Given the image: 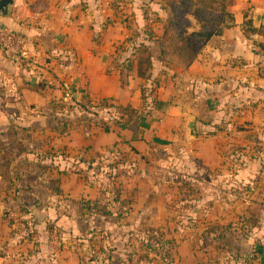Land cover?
I'll use <instances>...</instances> for the list:
<instances>
[{
    "label": "rangeland",
    "instance_id": "1",
    "mask_svg": "<svg viewBox=\"0 0 264 264\" xmlns=\"http://www.w3.org/2000/svg\"><path fill=\"white\" fill-rule=\"evenodd\" d=\"M86 1L77 23L93 17V49L79 34L77 51L45 52L26 37L22 62L2 54L0 264H264L259 123L249 129L229 115L228 96L221 101L214 86L187 85L182 72L155 59L152 37L169 18L163 2ZM139 44L154 58L150 80L126 76V58ZM85 50L95 59L87 62ZM108 98L156 119L135 146L100 108ZM153 98L177 113L154 112ZM243 135L256 142L232 144ZM247 212L254 227L243 228Z\"/></svg>",
    "mask_w": 264,
    "mask_h": 264
},
{
    "label": "crops",
    "instance_id": "2",
    "mask_svg": "<svg viewBox=\"0 0 264 264\" xmlns=\"http://www.w3.org/2000/svg\"><path fill=\"white\" fill-rule=\"evenodd\" d=\"M13 1L9 14L0 15V25L24 34L25 37L32 40L33 47L44 46L45 52H50L53 49L64 53L68 49L77 51V37L79 34H83L82 36H87L85 40L88 41L87 49H93L89 43L95 28L93 17L88 24L77 23L79 13L85 15L88 13L86 0H49L53 3L48 1L47 7L42 11L36 9V5L42 0ZM84 2L86 5H83L81 12L78 6L79 3ZM229 11L233 15L234 25L224 29L219 36L212 37L187 69L172 71L173 73L175 71L182 72L188 82L187 85L198 83L214 86L215 98L222 101L228 96L227 99L232 102L229 115L240 120L241 123H245L250 127L249 129H256L254 125L259 123V134L263 136L264 115L261 113L260 118L256 113L259 110L264 111V36L259 32L247 31L245 23L251 20L254 28L264 27V0H235L229 7ZM257 12L260 14L259 20L257 24H254V16ZM37 51L40 52V50ZM85 53H88L89 56ZM84 54L86 55L84 59L87 62L95 59L88 50H85ZM157 55L155 59L163 66ZM151 58L154 60L153 57ZM97 66L99 67L98 64ZM7 69L4 57L0 52V74L4 75V71ZM89 69L91 70L89 74L93 76L94 63ZM235 102H238L237 106H233ZM189 111H191L190 108ZM176 113V108L169 103L165 112V116L168 115L166 118H171L170 115ZM256 120L258 121L256 122ZM191 122L192 120L189 118L188 125ZM151 128L152 125L143 133L141 140L145 138L146 132ZM243 130L246 131L247 127ZM250 132L252 133L251 130H249ZM192 133L188 130L189 137L192 136ZM249 137L250 135L237 137L238 139L232 144H254L256 140ZM140 141H134L132 144L136 145ZM260 144H263V141Z\"/></svg>",
    "mask_w": 264,
    "mask_h": 264
},
{
    "label": "trees",
    "instance_id": "3",
    "mask_svg": "<svg viewBox=\"0 0 264 264\" xmlns=\"http://www.w3.org/2000/svg\"><path fill=\"white\" fill-rule=\"evenodd\" d=\"M160 1L164 3L169 18L161 26L159 35L155 36L154 34L152 38L158 42V60L172 70L187 69L212 37L219 36L224 29L234 25V18L229 11V7L235 0ZM191 15L195 17L196 22L199 24L197 28H194L193 23L188 18ZM245 25L247 31L259 32L264 36V27L263 30L260 29L262 26L257 29L254 28L251 20H248ZM0 26L6 27L4 25ZM125 68L127 77H133L140 81L150 80L152 58L148 47L139 44L138 48H135L132 52V56L126 58ZM139 93L140 99H142L143 94L140 86ZM86 100L89 99L86 97ZM108 100L109 98L102 100L100 108L113 115L111 125L115 126L120 132H129L128 142L140 141L143 133L151 127L156 119L151 118L149 113H143L129 104L122 105L112 100L108 103ZM168 107V101L153 98L151 109L154 112L164 114ZM101 125L104 133L112 131L106 122L102 121ZM127 145L131 150H134V147L131 146L134 144ZM244 216L243 228L247 225L254 227L255 218L253 214L247 212ZM210 229L212 230H209V233L216 231L213 228ZM221 234L222 236L218 237L225 238L222 231ZM253 251L257 250L254 249Z\"/></svg>",
    "mask_w": 264,
    "mask_h": 264
},
{
    "label": "built area",
    "instance_id": "4",
    "mask_svg": "<svg viewBox=\"0 0 264 264\" xmlns=\"http://www.w3.org/2000/svg\"><path fill=\"white\" fill-rule=\"evenodd\" d=\"M29 43L19 32L0 26V51L11 64L22 62L28 55Z\"/></svg>",
    "mask_w": 264,
    "mask_h": 264
},
{
    "label": "water",
    "instance_id": "5",
    "mask_svg": "<svg viewBox=\"0 0 264 264\" xmlns=\"http://www.w3.org/2000/svg\"><path fill=\"white\" fill-rule=\"evenodd\" d=\"M13 0H0V15L1 16H6L9 14L11 7L13 5ZM259 13L257 12L254 16V24H257L259 20ZM190 132L192 133V124L190 123L188 125Z\"/></svg>",
    "mask_w": 264,
    "mask_h": 264
}]
</instances>
